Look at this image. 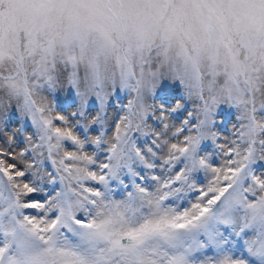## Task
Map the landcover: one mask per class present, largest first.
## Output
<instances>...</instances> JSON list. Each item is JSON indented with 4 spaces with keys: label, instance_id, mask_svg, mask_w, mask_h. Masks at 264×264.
Listing matches in <instances>:
<instances>
[{
    "label": "snow or ice",
    "instance_id": "6c2138e0",
    "mask_svg": "<svg viewBox=\"0 0 264 264\" xmlns=\"http://www.w3.org/2000/svg\"><path fill=\"white\" fill-rule=\"evenodd\" d=\"M0 264H264V0H0Z\"/></svg>",
    "mask_w": 264,
    "mask_h": 264
},
{
    "label": "rangeland",
    "instance_id": "374dc122",
    "mask_svg": "<svg viewBox=\"0 0 264 264\" xmlns=\"http://www.w3.org/2000/svg\"><path fill=\"white\" fill-rule=\"evenodd\" d=\"M169 107H174L176 104V101L179 99L180 95L183 92V89L179 86L178 83L176 84H172L170 85L169 89ZM128 96L126 93H121L120 94V103H127L128 100ZM49 100L53 103L56 104V111L61 113V114H65L67 115L68 113H71L73 111H76V107L77 104L75 102V96L73 92H70L67 90V87H63V88H58L56 91V95L54 96H49ZM181 103H183V101H180ZM88 111L91 113V115H95L96 112L98 111V107L95 103H93L90 108L88 109ZM117 111L116 107H109L107 109V117L106 119L110 122L111 120H113L115 118V113ZM187 115V112L184 110H178L173 116H170L168 119V123L175 125V126H179L180 122L183 120V118ZM236 115L237 113L235 112L234 109H230L227 106H222L220 109V113L219 115L216 117L218 123H217V127H216V131H218L220 133L221 139L219 141H217V143H224V139L230 135V132L232 130V126L233 124L236 123ZM89 119H91V116H89ZM24 123V129L23 131L18 133L17 138L20 140H23L24 137H26L27 135H29L34 129L31 127V123L30 120L27 122H22V120L19 117L18 113L13 114L12 116V120L10 122L9 128L10 130H18L21 127V124ZM149 131L152 130L153 127H155L152 123V121L150 120L149 122ZM156 131H161L162 130V125L159 127H155ZM174 130V129H173ZM154 137H147V138H141V142H143L145 139H147L148 141H151V139H153ZM21 147H23L24 145L21 144ZM89 151H91V149H89ZM205 152H216V149L214 148V146L212 145L211 141H207L205 142V148H204ZM101 159H103V157H101ZM221 160L220 155H216L213 158V162L215 164H219ZM198 179L200 180L201 183L206 182V178L204 177L203 173H200L198 176ZM195 194H192V199H194ZM211 253H209L210 255Z\"/></svg>",
    "mask_w": 264,
    "mask_h": 264
}]
</instances>
